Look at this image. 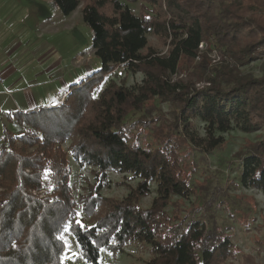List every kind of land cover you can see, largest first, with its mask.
I'll return each instance as SVG.
<instances>
[{
    "label": "trees",
    "instance_id": "1",
    "mask_svg": "<svg viewBox=\"0 0 264 264\" xmlns=\"http://www.w3.org/2000/svg\"><path fill=\"white\" fill-rule=\"evenodd\" d=\"M52 1L64 15L81 3ZM125 1H141L140 12L121 0H84L83 18L101 61L87 83L101 87L121 65L143 73L142 82L128 86L125 77L110 80L97 95L80 82L77 94L71 90L57 104L43 137L37 129L18 139L5 128L0 146V264H63L62 235L76 222L85 230L77 225L71 233L89 264H101L102 249L117 254L132 243L148 247L147 264H221L236 254L229 235L200 220L182 227L168 206L173 196L193 192L179 149L211 153L225 142L218 132L234 124L247 133L262 131L242 158L240 181L264 193V72L247 75L240 68L264 53V0ZM149 33L167 47L165 53L151 45ZM204 41L208 48L218 47L220 63L213 64L201 52ZM179 70L189 80L169 78ZM197 81L207 84L197 87ZM157 98L169 103V111L159 110L136 125H149L159 145L132 142L122 119ZM196 120L204 123V133ZM67 139L75 161L91 166L94 175L77 199L68 152L62 148ZM110 171L139 180L121 198L105 196ZM153 182L157 195L144 207L142 199L151 193ZM30 188L47 189L48 195L39 197ZM246 259L244 264H264L252 255Z\"/></svg>",
    "mask_w": 264,
    "mask_h": 264
},
{
    "label": "rangeland",
    "instance_id": "2",
    "mask_svg": "<svg viewBox=\"0 0 264 264\" xmlns=\"http://www.w3.org/2000/svg\"><path fill=\"white\" fill-rule=\"evenodd\" d=\"M121 1L135 13L140 12L141 1ZM83 3L81 0L70 15H64L52 0H0V146L4 142L5 128L18 139L29 132H38L37 129L42 132H38L39 136L43 137V132L48 130L49 117L57 114V104L67 98V92L73 90L77 94L80 82L88 85L96 95L110 80L121 81L125 77L128 86L142 82L143 73L128 72L121 65L105 77L101 87V84L87 83V79L93 81L89 76L100 67L101 61L92 45L93 31L83 18ZM147 36L151 45L162 53L167 51V47L159 45L156 36L152 33ZM200 50L208 54L213 64L223 60L218 47L208 48L206 41L200 44ZM258 56L240 67L244 74L263 75L264 53ZM199 60L197 57L196 61ZM169 78L173 82L189 80L188 74L182 70L169 73ZM194 79L197 80L196 77ZM206 84L204 81L196 82L197 87ZM5 92L14 97L17 108L9 107L10 110L5 106L2 109L1 101L7 96ZM31 102L34 104L29 107L33 108L28 109ZM169 109V103L157 98L142 110L129 112L122 123L129 129L130 140H137L143 146L157 147L159 144L153 138L152 128L146 125L139 129L136 123L144 117L151 118L159 110L168 112ZM196 126L204 133L202 121L196 120ZM261 132L247 133L234 124L232 129L218 132L224 136L225 142L211 153L187 147L179 149L184 173L190 179L193 192L188 197L173 196L168 211L175 218L174 222L182 227L193 220H200L208 227L229 235L236 254L221 264H244L246 255L264 263V193L254 187H245L240 181L242 158L249 152L251 144L260 139ZM70 143V139L65 140L62 148L68 152L72 169L70 184L77 199L85 191L87 180L94 182V175L91 166H80L75 161L68 149ZM22 145L21 140L16 142L17 147ZM35 148L29 147L28 150ZM126 176L130 177V174L110 171L109 184L103 189V194L119 198L127 195L130 185L135 186L139 179ZM156 190L157 185L153 182L151 193L142 199L144 207L152 204ZM29 191L39 197L48 195L47 189L30 188ZM77 209L80 210L81 206ZM62 236L66 244L63 264H89L68 227ZM149 258L148 247L139 243H132L124 252L117 254L101 250V264H147Z\"/></svg>",
    "mask_w": 264,
    "mask_h": 264
},
{
    "label": "crops",
    "instance_id": "3",
    "mask_svg": "<svg viewBox=\"0 0 264 264\" xmlns=\"http://www.w3.org/2000/svg\"><path fill=\"white\" fill-rule=\"evenodd\" d=\"M10 91V90H9ZM5 95H7L6 97H5V99L4 100H2L1 101V107H2V109L4 110L5 109V106H8V108L9 107H11V108H14V106L17 108V103H14L15 101H14V97H10L9 95H10V93H6L5 92ZM33 101V100H32ZM29 103V102H28ZM32 104H30V105H28L27 107H28V109H30V108H33V107H29V106H33V104H34V102H31ZM26 104V103H25ZM1 109V110H2ZM10 109V108H9ZM11 110V109H10ZM13 110V109H12Z\"/></svg>",
    "mask_w": 264,
    "mask_h": 264
},
{
    "label": "snow or ice",
    "instance_id": "4",
    "mask_svg": "<svg viewBox=\"0 0 264 264\" xmlns=\"http://www.w3.org/2000/svg\"><path fill=\"white\" fill-rule=\"evenodd\" d=\"M77 225H79V222H76V224H70L69 226H68V231L71 233V232H75L76 231V227H77ZM79 227H80V230L81 231H84L85 229H84V227L82 226V225H79ZM61 239H62V237H61Z\"/></svg>",
    "mask_w": 264,
    "mask_h": 264
},
{
    "label": "built area",
    "instance_id": "5",
    "mask_svg": "<svg viewBox=\"0 0 264 264\" xmlns=\"http://www.w3.org/2000/svg\"><path fill=\"white\" fill-rule=\"evenodd\" d=\"M0 80H2V77H1V76H0ZM64 99H65V98H64ZM64 99H63V100H64Z\"/></svg>",
    "mask_w": 264,
    "mask_h": 264
}]
</instances>
